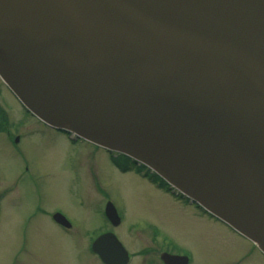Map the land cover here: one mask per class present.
<instances>
[{
  "label": "water",
  "instance_id": "95a60500",
  "mask_svg": "<svg viewBox=\"0 0 264 264\" xmlns=\"http://www.w3.org/2000/svg\"><path fill=\"white\" fill-rule=\"evenodd\" d=\"M0 78L38 120L144 165L264 254V0H0ZM92 250L128 261L111 234Z\"/></svg>",
  "mask_w": 264,
  "mask_h": 264
},
{
  "label": "rangeland",
  "instance_id": "374dc122",
  "mask_svg": "<svg viewBox=\"0 0 264 264\" xmlns=\"http://www.w3.org/2000/svg\"><path fill=\"white\" fill-rule=\"evenodd\" d=\"M13 105L9 115L0 113V126L9 119L23 123L19 144L10 141V131L0 132V264H100L89 248L108 228L106 200L124 216L116 236L135 253L132 264H159L153 255L166 241V251L189 253L192 264H253L245 262V253H252L248 244L232 243L231 237L239 238L171 192L118 171L107 152L73 145ZM39 200L42 215L36 216ZM56 213L70 220L73 233L54 223ZM141 248L149 255L140 259Z\"/></svg>",
  "mask_w": 264,
  "mask_h": 264
},
{
  "label": "flooded vegetation",
  "instance_id": "af4514ba",
  "mask_svg": "<svg viewBox=\"0 0 264 264\" xmlns=\"http://www.w3.org/2000/svg\"><path fill=\"white\" fill-rule=\"evenodd\" d=\"M10 101L12 102V103H10ZM13 104H15L16 105V107H18V109H20L21 110V112H23V114H24V116L27 118V119H29V120H32V121H34V123H36V124H38L39 122L37 121V120H35L34 118H32L29 114H27L26 113V111L25 110H23V108L21 107V105L17 102V100L13 97V95L7 90V88L5 87V85L0 81V113L2 114V116H5V115H9V111L10 112H12L13 111V109H14V105ZM21 114V113H20ZM22 115V114H21ZM17 120V119H16ZM17 122L18 123H15L14 122V120L13 119H9V120H6V121H4L3 122V125L1 124V126H0V132H3V131H5V130H7V131H10V134H8V135H10L9 136V139H10V141L13 143V144H19V142H20V140H21V134H20V130H18V129H22V126H23V123L20 121V120H17ZM21 122V123H20ZM38 122V123H37ZM20 123V124H19ZM25 124V123H24ZM38 125H40V126H43V127H45L46 129H48V130H50L49 128H47L46 126H44L43 124H41V123H39ZM14 131H17V133L16 132H14ZM19 133V134H18ZM65 138L71 143V144H73V145H77V144H79V143H83L82 141H80V140H77V139H74V138H70V136L69 135H65ZM95 148V147H94ZM95 149H97V148H95ZM108 157H109V159H110V162H111V164L114 166V168H116L118 171H121V172H123V173H127V172H132V173H135L137 176H139L140 178H146L147 179V177H146V172L145 171H136V169H137V167H134V168H132L131 167V164H130V170H127V171H123V169H125V168H127L128 166H126V164L124 163L123 165L121 164V163H118L117 162V160L115 159V155H112V154H108ZM157 190H161V188L160 187H158L157 186ZM109 202V200H106L105 201V204H104V209H103V216H104V219L106 220V222L108 223V228H106V230H104L103 232V234H105V233H113L115 236L118 234V232L116 233V230L117 229H119L121 226H122V224H123V221H124V218H122V216H120V222H118L116 225H112L111 223H110V221H108L107 220V217H106V215H105V207H106V204ZM182 202V201H181ZM182 203H184V202H182ZM184 204H186V205H188V206H190V207H193L194 209H195V213H196V215H197V212H200V214L199 215H201V216H203V217H205L206 218V220L208 221V222H211V223H213L214 221H213V219H211L210 217H208L206 214H204V213H202L196 206H194V205H192V204H189L188 202H185ZM36 207L38 208V210L36 211L37 213H36V216L37 215H42V212L40 211L41 209H42V203H41V200H39L38 201V203L36 204ZM118 212V211H117ZM64 216V215H63ZM67 220H68V222H69V224H65V226H62V225H59L58 223H56L55 221H54V215H53V221H54V223L59 227V228H61V229H65V230H67V231H65V232H67V233H73V231L72 232H69V231H71L72 230V226H71V223H70V220L66 217V216H64ZM212 220V221H211ZM127 232V231H126ZM116 238H117V236H116ZM118 239V238H117ZM171 245V242L170 241H166L165 242V245H164V247L163 246H161L160 247V249H162V250H160L158 253H156V254H154L153 255V257H155L156 259H157V255H158V263L159 264H164L163 263V261H162V254H169V255H172L171 253H169L168 251H166V249L165 248H168L169 246ZM249 245V244H248ZM250 247V251L252 252L251 254H248V253H245L246 254V257H248L247 258V260H245V262L247 261H250L251 259H253L255 256H257V257H260L261 259H260V264H264V256H260L259 254H257V252L255 251V249L253 248V247H251V246H249ZM142 249V250H141ZM141 249H139V251L140 252H138L137 253V255H139V256H136V257H139L140 259L141 258H143L144 257V255H149V253L147 254V252L145 251V250H143V248H141ZM126 250V249H125ZM127 251V250H126ZM138 251V250H137ZM247 252V251H246ZM127 253H128V257H129V261H128V263L127 264H132V261L134 260V258H135V253L134 254H130L128 251H127ZM257 254V255H256ZM251 255V256H250ZM176 256H178L179 258H180V264H185V263H187V264H192L193 263V260H192V257H191V255L189 254V253H182V254H179V255H176ZM245 257V255H243L242 256V258H240V259H242L243 260V258ZM99 260V259H98ZM144 259H142V261H143ZM99 263L100 264H102L101 262H100V260H99Z\"/></svg>",
  "mask_w": 264,
  "mask_h": 264
},
{
  "label": "bare ground",
  "instance_id": "6f19581e",
  "mask_svg": "<svg viewBox=\"0 0 264 264\" xmlns=\"http://www.w3.org/2000/svg\"><path fill=\"white\" fill-rule=\"evenodd\" d=\"M0 81H2V79L0 78ZM22 107V106H21ZM50 131L54 132V133H59V134H63V132H60V131H56V130H53V129H50ZM70 138H74L73 135H69ZM21 141V140H20ZM20 143V142H19ZM114 155H115V159L117 160L118 163H131L132 165L134 166H138V167H142V168H146L144 165L142 164H139V163H136L134 160H132L131 158H128L126 157L125 155H122V154H118V153H115L113 152ZM163 180V179H162ZM171 194L174 196V197H181L182 198V201L185 203V202H188L189 204H192L194 206H196L202 213L206 214L208 217H210L211 219H213V223L215 225H218L220 227H222L224 230L230 232L232 235L236 236L237 238H239V240L237 241L235 238L231 237L232 239L234 240H230L232 243H237V242H242L245 244H249V246L253 247L255 249V251L257 252V254H259L260 256H263V253L259 250V248L253 243L251 242L250 240H248L247 238H245L244 236H242L241 234H239L238 232H236L235 230H233L231 227H229V225H227L226 223H224L223 221L219 220L218 218H216L214 215H212L211 213H208L207 211H205L202 207H200L199 205L191 202L188 198L184 197L179 191H177L176 189H172L171 190ZM179 199V198H177ZM200 213V212H199ZM212 221V220H211ZM235 245V244H234ZM256 254V255H257ZM260 257H257L255 256L254 259L251 260V263L253 262V264H260Z\"/></svg>",
  "mask_w": 264,
  "mask_h": 264
}]
</instances>
